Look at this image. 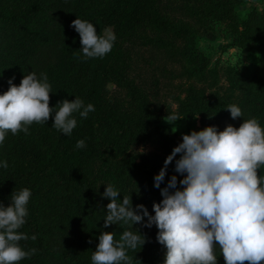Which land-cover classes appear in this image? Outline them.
I'll list each match as a JSON object with an SVG mask.
<instances>
[{
  "label": "trees",
  "instance_id": "1",
  "mask_svg": "<svg viewBox=\"0 0 264 264\" xmlns=\"http://www.w3.org/2000/svg\"><path fill=\"white\" fill-rule=\"evenodd\" d=\"M174 1L192 2L186 6L190 17L211 31L229 21L226 26L234 31L236 43L259 56L250 74L228 69L230 88L238 92L235 97L206 98L191 87L178 114L199 117L203 126H216L219 131L227 125L238 128L243 119L255 116L264 128V6L251 4L242 18L238 8L246 0ZM157 3L158 0H0V94L8 90V80L13 76V83L19 85L24 75L35 71L38 76L46 73L52 85L50 107L63 99L73 101L79 97L85 105L90 103L95 108L86 119L73 114L77 126L71 136L52 127L53 113L46 124L33 123L30 134L9 132L0 144V161L8 164L7 168L0 167V202L8 206L11 193L25 187L32 192L26 223L19 230L29 239L20 244L25 250L37 251L19 264H92L91 255L102 230L96 223L97 180L111 183L119 190L121 200L123 196L131 197L133 207H146L149 197L161 196L160 189L154 187V176L167 156H135L128 149L136 141L150 140L167 147L172 137L169 130L160 128L162 116L150 108L148 96L127 76L128 61L120 40L136 25L145 24L183 38L192 49L181 54L192 64L202 54L196 46L195 30L186 21L162 16ZM76 18L93 23L98 35L110 27L116 35L111 52L103 58H84L79 34L70 27ZM194 54L197 55L192 57ZM108 82L124 89L127 104L107 102ZM231 104L239 106L244 116L232 119L226 110ZM81 139L86 146L78 149L75 145ZM89 159L100 163L94 169ZM172 175H177L178 181L183 179L175 172V159L167 168L161 188L167 186ZM258 175H264V167ZM134 186L137 190L132 196ZM127 229V225H119L115 238L119 239ZM157 231L154 227L142 246L149 251L143 264H163ZM32 235L37 236L35 241ZM130 252L133 251H128L129 256ZM216 255L217 264H225L219 249Z\"/></svg>",
  "mask_w": 264,
  "mask_h": 264
},
{
  "label": "clouds",
  "instance_id": "2",
  "mask_svg": "<svg viewBox=\"0 0 264 264\" xmlns=\"http://www.w3.org/2000/svg\"><path fill=\"white\" fill-rule=\"evenodd\" d=\"M70 27L79 34L84 58H103L114 47L116 35L110 29L98 35L93 23L80 18L74 19ZM14 79L8 80V90L0 94V144L9 132L30 134L33 123L46 124L53 113L52 127L71 136L77 126L73 114L86 119L95 111L92 104L85 105L79 97L73 101L63 99L50 107L52 85L46 73L38 76L31 71L19 85L13 83ZM226 110L234 120L244 116L235 104ZM164 119L174 124L181 118L168 113ZM75 146L84 148L85 141L78 140ZM177 154L175 172L183 179L178 181L177 175H172L167 186L161 188ZM0 167L7 168V161H0ZM261 167L264 128L255 116L243 119L238 128L227 125L219 131L216 126H207L182 134V142L154 176V187L163 197L153 203L154 215L143 204L133 207L129 196L121 200L119 190L111 183L105 185L102 196L110 202L103 228L119 224L128 229L119 239L115 231H102L91 255L92 264H133L128 251L146 243V237L134 228L137 224L158 229L156 240L166 248L163 264H217V249L225 264H264V175H258ZM31 196V190L25 187L11 193L8 206L0 202V264H19L37 251L25 250L20 244L29 239L19 230L26 223ZM31 239L35 241L37 236Z\"/></svg>",
  "mask_w": 264,
  "mask_h": 264
},
{
  "label": "rangeland",
  "instance_id": "3",
  "mask_svg": "<svg viewBox=\"0 0 264 264\" xmlns=\"http://www.w3.org/2000/svg\"><path fill=\"white\" fill-rule=\"evenodd\" d=\"M192 4V2L158 0L157 6L162 16L186 21L197 33L196 46L202 55L200 58L197 57L198 60L194 64L181 54V51L185 49H192L183 38L173 36L168 31L156 29L154 26L136 25L120 40L121 48L125 51L128 61L127 76L148 96L150 108L162 116L158 123L160 128L169 130L172 137V142L168 145L169 148L161 145L158 140L136 141L128 149L130 155H170L171 153L168 151L172 152L173 148L182 142V134H190L192 130L199 131L207 127L200 123L199 117L186 118L177 112L189 89L195 88L206 98L215 95L235 97L238 92L230 88L228 69L232 67L240 73L250 74L258 62L257 53L250 52L236 43L234 31L231 27L226 26L230 23L229 21L221 23L220 28L216 31H211L200 22L193 21L186 8ZM251 4L255 3L246 0L244 5L239 6L238 11L242 18L246 17V9L252 6ZM106 29L111 30L110 27ZM195 55L197 54L192 57ZM200 59H205V61ZM105 98L108 103L127 104L124 89L113 82L106 84ZM168 113H174L181 119L170 124L164 119ZM174 159H179V154ZM89 161L93 168L100 163V160L97 159H89ZM88 173L93 176L92 171ZM105 185L102 181L97 180L95 189L96 223L102 228L101 232H117L119 224L103 228L106 217L105 209L109 201L102 196ZM136 190L135 186L132 187L130 194L135 196ZM160 200L161 196L148 198L146 208L150 214L154 215L153 203H158ZM154 227L155 225L151 228L143 227L141 224L134 225V228L139 229L147 239ZM148 252L147 247L130 252L133 264L145 263ZM159 253L164 261L166 248L161 245Z\"/></svg>",
  "mask_w": 264,
  "mask_h": 264
},
{
  "label": "crops",
  "instance_id": "4",
  "mask_svg": "<svg viewBox=\"0 0 264 264\" xmlns=\"http://www.w3.org/2000/svg\"><path fill=\"white\" fill-rule=\"evenodd\" d=\"M247 1L252 2V3H255V5L258 8H261V6H264V0H247Z\"/></svg>",
  "mask_w": 264,
  "mask_h": 264
}]
</instances>
